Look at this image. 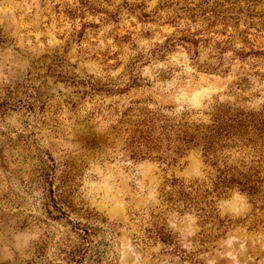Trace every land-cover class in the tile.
<instances>
[{
  "label": "rangeland",
  "instance_id": "374dc122",
  "mask_svg": "<svg viewBox=\"0 0 264 264\" xmlns=\"http://www.w3.org/2000/svg\"><path fill=\"white\" fill-rule=\"evenodd\" d=\"M216 114L245 133L217 158L168 148ZM227 166L264 190V0H0V264H264Z\"/></svg>",
  "mask_w": 264,
  "mask_h": 264
},
{
  "label": "trees",
  "instance_id": "16d2710c",
  "mask_svg": "<svg viewBox=\"0 0 264 264\" xmlns=\"http://www.w3.org/2000/svg\"><path fill=\"white\" fill-rule=\"evenodd\" d=\"M189 41L195 46L198 45L199 39L193 38L189 39ZM148 124L154 127L156 124L154 118L149 120ZM243 126L244 123L242 119H236L235 117L226 118L224 115L216 114L214 122L208 125H196L193 128L190 125H182L180 129H177L180 133H176L174 139L171 135L173 130H175L174 125L166 124L164 128L168 127L169 130H166V134H164L165 139L170 143L168 146L169 149H171V142H175L173 152L177 154L176 156H180L190 146L195 147L202 145L204 155L209 160H213V158H217L220 149L230 146L229 141H232L234 136H243L245 134L242 133L241 130ZM162 141L163 139L160 137L154 138L152 135L141 137L139 140V153L142 154L141 157H153L152 154L155 150L160 151V149H162ZM155 158L165 159L162 155H156ZM175 158L176 157H174V159ZM214 164H217V160L214 161ZM250 170L242 171L228 166L225 169H220L216 186L223 188L238 186L241 191L247 192L252 197H255V199H258L256 196H258L260 192H263L264 195V190L261 189L263 179L259 176L258 170H254L253 173L250 172ZM51 200L53 201L54 208L58 212L62 214L66 213L52 195ZM76 227V231L82 239H86V234L89 236L90 233L88 229L78 225ZM83 230L86 231V234L83 233ZM87 249L86 243L81 242L67 253L66 258L71 264H79L82 262L81 258L87 253L85 252ZM97 258L98 256L93 259V262H95Z\"/></svg>",
  "mask_w": 264,
  "mask_h": 264
}]
</instances>
